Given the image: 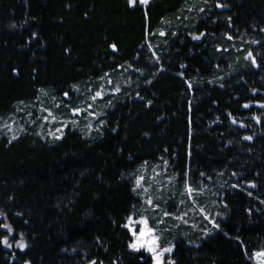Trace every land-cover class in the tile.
I'll use <instances>...</instances> for the list:
<instances>
[{"label": "trees", "instance_id": "1", "mask_svg": "<svg viewBox=\"0 0 264 264\" xmlns=\"http://www.w3.org/2000/svg\"><path fill=\"white\" fill-rule=\"evenodd\" d=\"M189 1L0 0V116L40 88L62 96L130 72L94 135L0 134V264H153L130 248L126 220L140 200L133 171L161 157L178 178L218 182L222 208L204 237L174 238L169 264H253L264 245V0H193L175 19Z\"/></svg>", "mask_w": 264, "mask_h": 264}, {"label": "rangeland", "instance_id": "2", "mask_svg": "<svg viewBox=\"0 0 264 264\" xmlns=\"http://www.w3.org/2000/svg\"><path fill=\"white\" fill-rule=\"evenodd\" d=\"M136 2L140 3L139 0ZM193 3V0L187 2L175 19L187 21V15L192 14ZM172 18L174 16L163 20L157 37H162L172 27ZM150 46L156 55L155 46L152 43ZM247 58L248 54L245 59ZM128 70L127 65H123L116 70L105 71L73 84L71 92L62 96H55L48 88H40L33 99L16 103L12 111L0 116V134L12 138L28 130L36 131L45 139L54 140L65 127L70 126L79 128L86 135H94L101 128L102 114L111 97L124 91L129 84ZM98 92L101 93L100 96L96 95ZM140 177L143 179L138 186L137 180ZM132 184L139 193L140 200L126 220V226L132 235L130 245L137 243L138 249H145L153 264H157L158 260L159 264H169L172 261V251L163 250H173L176 236L197 239L218 227L217 217L222 213L217 198L218 182L191 181L188 175L178 178L166 159L161 157L156 161L140 163L132 173ZM188 189L192 191L189 192ZM141 221H147L146 228L151 232L137 240L140 230L145 228ZM153 239L154 245L151 244ZM5 244L9 245L8 239ZM149 248L153 250L149 251ZM259 251H264V245L253 250V264H260V260L254 255ZM158 253L162 254L157 256Z\"/></svg>", "mask_w": 264, "mask_h": 264}, {"label": "snow or ice", "instance_id": "3", "mask_svg": "<svg viewBox=\"0 0 264 264\" xmlns=\"http://www.w3.org/2000/svg\"><path fill=\"white\" fill-rule=\"evenodd\" d=\"M135 2H136V0H130V3H133V4H134ZM139 2L142 3V4H144V3H147L148 0H139ZM113 47H115V46H113ZM96 95H97V96H100L101 93L98 92ZM93 99H95V97H93ZM8 127L10 128V125H9ZM57 131H59V129H58ZM13 138H15V137H13ZM57 138H59V137H57ZM248 139H251V137H248ZM142 179H143V177L138 178V180H137V185H138V186H139V184H140V180H142ZM188 191L191 192L192 190H191V189H188ZM149 203H151V201H149ZM141 223L145 224V228L140 230V235L137 237V240H139L140 237L145 236V235H147V234H149V233L151 232L150 229H147V228H146L147 221H141ZM5 227H7V226H5ZM4 243H7V238H5ZM151 244H153V245L155 244V239H153V240L151 241ZM18 246H19L20 248H24L26 245H25L24 242L21 240L20 242H18ZM130 247L133 248L134 250H135V249H138V245H137V243H133V244H131ZM148 250H149V251H152L153 249H152V248H149ZM163 251H164V252H171L172 249H171V248H167V249H164ZM161 254H162V253H158L157 256H159V255H161ZM254 255H255V257H256L258 260H260V264H264V251L256 252ZM157 264H159V260H158Z\"/></svg>", "mask_w": 264, "mask_h": 264}]
</instances>
